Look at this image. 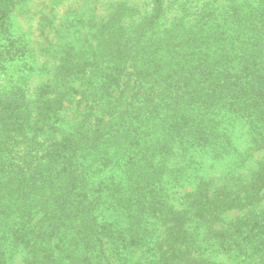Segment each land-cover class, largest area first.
Here are the masks:
<instances>
[{
  "label": "rangeland",
  "instance_id": "1",
  "mask_svg": "<svg viewBox=\"0 0 264 264\" xmlns=\"http://www.w3.org/2000/svg\"><path fill=\"white\" fill-rule=\"evenodd\" d=\"M3 9L0 122L5 115L2 105L13 103L19 105V120L30 125L7 139L0 130L2 176H12L27 154L36 165L46 159L50 145L77 141L82 149L101 131L106 134H101L100 152L108 148L106 159L111 160L96 177L109 188L93 186L96 195L102 188L108 193L101 195L102 202L90 198L99 205L97 211L85 212L81 226L73 228L77 235L88 229L83 237L91 247L80 244L63 250L48 242L47 251L15 247L6 253L5 264H29L34 255L36 264H96L100 243L105 264H173L160 257L172 241L166 237L177 217L196 241L191 242L192 236L190 244L181 247L176 242V259L187 254L196 264H254L257 256L252 259L249 241L223 237L218 231L239 216H264V93L252 101L237 94V105L228 108L226 102L234 99L227 91L221 94L220 87L230 78L216 79V72L236 70L238 40L250 36L247 27L252 28L253 17L264 15V0H6ZM151 19L157 23L154 30L172 28L175 37L185 33L196 43L191 68L186 67L199 71V86L182 92L167 108L157 103L163 97L161 88L140 79L136 71L163 70L159 57L175 58L181 46L177 39L167 49L140 43L136 26ZM119 22L126 32L122 48L113 38ZM202 28L203 36L197 34ZM205 54L204 59L216 57L223 67L217 65L219 60L211 69L197 66ZM200 71H214V82ZM261 72L264 75V64ZM232 89L239 90L236 85ZM73 161L83 171L87 161L81 150ZM201 186L242 201L233 202L213 223L206 222L190 209ZM38 219L35 215L32 225ZM39 229L27 232L32 236Z\"/></svg>",
  "mask_w": 264,
  "mask_h": 264
},
{
  "label": "trees",
  "instance_id": "2",
  "mask_svg": "<svg viewBox=\"0 0 264 264\" xmlns=\"http://www.w3.org/2000/svg\"><path fill=\"white\" fill-rule=\"evenodd\" d=\"M5 3L6 0H0V36L2 35V41L6 40L1 33V27L6 22L3 17ZM236 19L241 21L238 15ZM156 24L154 19H151L147 24H141L139 27L137 25L138 32L135 36L138 41L144 43V45L149 43L156 44L162 49H167L177 39L181 49L175 52V58H163V55L159 57L162 65L166 66L163 70L136 71V74H138L140 79L149 80L153 86L157 85L161 88L160 94L163 99H159L157 103L163 108H167L176 103V99L179 98L182 92H189V89H192L194 84L199 86V82L196 83L195 77L199 75V71H191V69L188 70L186 67V65L190 67L189 60L192 59L193 46L196 43H194L195 38L190 39L185 36V33L180 37H175V29L172 28H164L161 31L154 30ZM202 32L203 28L197 34L203 36ZM247 34L250 36L246 40H238L240 42L238 48L241 51V57L238 59L239 64L236 70L223 71L222 69L219 71L223 72L224 75L222 73L218 74V71L216 72V79L219 77L230 78L225 85L220 87L221 94L223 91H227L230 95L229 98L234 99V102H226L228 108L237 105V94L244 93L252 101L253 99H261L264 93V75L261 72L264 64V15L253 17V26L252 28L247 27ZM125 35L126 32L119 22L113 32V38L117 42L118 48H122L121 41L125 38ZM139 42L138 44L140 45ZM137 53L139 54V49ZM188 56L189 58H187ZM206 56L207 54L199 59L201 62L197 66L211 69L219 59L212 57L209 61L204 59ZM133 59L135 62L138 61V55L134 56ZM229 59V56H227L226 60ZM153 65L159 66V63L155 61ZM217 65L223 67L221 60L218 61ZM117 72L115 71L114 76H116ZM200 72L209 75V78L210 76L213 77L210 83L214 82L215 75L212 76L214 71ZM90 73H95V71H89ZM233 85H236L239 90L232 89ZM145 96H149L154 100L150 94H145ZM2 106L5 115L0 122V130L4 133V139L11 137L12 133L20 134L25 126L30 125L25 121L19 120L18 104L13 105L12 103L9 105L7 103ZM53 112V109L48 112L47 120H50L49 116L50 114L52 116ZM168 117L173 118V122L175 121V115L172 112L168 114ZM13 118L14 121L7 122V120H12ZM100 133L106 134V132L102 131ZM101 134L95 139L90 138L85 141L86 145L82 149L80 148L81 142L77 141L50 145L46 151V159L44 161L40 159L36 165L31 163L28 158L30 155L27 154L25 156V164L23 166L20 165L17 171L7 179L0 172V264H5L6 253L15 247H24L28 249V252L47 251V242L50 246L55 244L56 247L63 250H65L66 246L73 248V246H79L80 244L91 247L90 244L92 243L83 237V231L88 232V229H83L77 235V231L73 228L81 226L85 220V212L93 213L94 210L97 211L99 205L92 204V200L93 203L97 199L102 202L101 195L108 193L103 188L100 191L98 190V195L93 192L95 184H104L105 188H109V184L103 182L105 180L97 181L96 179L97 175L103 174L111 163V160L106 159L109 149L105 148L100 152L98 144L103 142ZM108 146H110V143ZM77 150L82 151V158L87 161L86 164H83V171H79L73 161ZM27 152H30V148L27 149ZM94 178L95 181H93ZM261 180L264 182V176L261 177ZM241 201L242 199L232 197L225 192H221L220 189L210 193L209 187L201 186L192 203L194 207H190V209L194 210V214L197 217L213 223L223 212L228 210L227 208L233 202L239 204ZM72 214L75 215L72 217ZM35 215H38L39 219L32 225ZM65 218L68 219L65 220ZM45 222H48L47 226H45ZM106 224L109 225L108 223ZM94 226L96 225L94 224ZM35 227L40 229L35 232L36 234L30 236L27 232L28 228L35 229ZM168 229L169 234L166 239L172 241L168 243V247L165 250L161 251V261L169 263L172 260V262H175L173 264H188L190 262L196 264L197 259L189 258L187 254H184L181 259H176L179 254L174 248L177 243H179L180 247L190 244L189 239L192 236L191 242H195L194 234L190 233L182 223H179V217L172 220ZM67 232L70 237L66 239ZM218 232L223 237L229 236L234 240L244 238L249 241V245L253 247L255 253H252V259L257 256L254 264H264V253H259L264 248V216L251 213L239 216L227 229H222V231ZM47 236L50 237L48 241ZM225 242L227 243V241ZM96 248L95 257L99 259L96 264H105V250L102 243ZM113 248L117 249L118 247ZM89 252L90 250L87 251V253ZM168 252H171V254L167 255ZM36 259L37 256L34 255L32 260H28L29 264H36L38 262Z\"/></svg>",
  "mask_w": 264,
  "mask_h": 264
}]
</instances>
